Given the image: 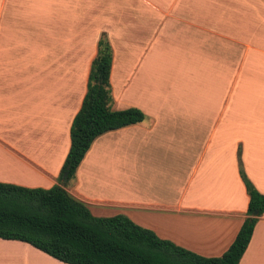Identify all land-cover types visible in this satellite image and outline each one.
I'll return each mask as SVG.
<instances>
[{"label": "crops", "instance_id": "crops-1", "mask_svg": "<svg viewBox=\"0 0 264 264\" xmlns=\"http://www.w3.org/2000/svg\"><path fill=\"white\" fill-rule=\"evenodd\" d=\"M102 33L112 49L111 108L136 107L145 119L98 136L66 190L86 205L105 204L87 197L82 172L106 141H121L104 135L135 126L128 141L137 145L138 182L157 169L167 180L138 196L132 214L152 219L160 238L221 256L246 217L239 150L264 194V156L253 155L264 121L252 120L264 117V0H0V182H58ZM66 48L75 56L65 58ZM245 91L257 106L235 102ZM0 241L19 247L25 264H66L28 243ZM239 264H264V212Z\"/></svg>", "mask_w": 264, "mask_h": 264}, {"label": "trees", "instance_id": "trees-1", "mask_svg": "<svg viewBox=\"0 0 264 264\" xmlns=\"http://www.w3.org/2000/svg\"><path fill=\"white\" fill-rule=\"evenodd\" d=\"M111 61L112 49L102 33L90 64L85 95L70 126V148L58 182L49 188L0 182V238L28 243L66 264H239L264 212V194L249 180L240 160L239 175L248 195L246 217L219 257L196 254L122 214L95 216L66 190L67 183L62 185L64 174L67 182L74 178L98 136L145 119L136 107L111 108Z\"/></svg>", "mask_w": 264, "mask_h": 264}, {"label": "rangeland", "instance_id": "rangeland-1", "mask_svg": "<svg viewBox=\"0 0 264 264\" xmlns=\"http://www.w3.org/2000/svg\"><path fill=\"white\" fill-rule=\"evenodd\" d=\"M50 37H52V34H49L48 36V45L52 46L51 43H54L55 39ZM59 44L60 41L58 42V45ZM54 45L57 44L54 43ZM52 51H55V49ZM74 51L73 49H64V57H74ZM67 66H70V64L66 65L65 67ZM33 67L37 68L39 66L33 65ZM247 89V82L241 84V90ZM234 100L235 102L241 103L243 105H245V103L248 105L250 101L251 105L257 106L258 98H249L247 96V92L245 91L244 93L240 94V96H237ZM240 112L243 113V109L241 107ZM252 120H256V122L262 120L264 121V117H256ZM120 132L121 135L112 132L104 135L105 137H111L114 139H119L120 137L121 141L117 140L116 142L113 141L112 143L107 141L106 143L104 142V148H101L98 154L94 153V156L97 157L94 159L89 169L86 166L82 172L84 182H82L81 188L84 187L86 190H89V192L86 194L88 195L87 197H93L94 195H97L98 198H96V200L99 203H105L103 205H93L89 203L86 206L93 215L107 217L122 214L129 217L130 219L132 218L133 220H131L137 225L141 227L146 226V228H149L152 227V219H146L140 213L138 215L139 220H137L136 215L132 214V211H135L134 208L136 206V199L138 196L142 197L148 190L153 194L160 192L162 187L166 185L167 177L165 176L164 170L157 169L156 171L161 175L157 176L156 178H149V181H147V179L144 177L139 183V178L136 177L137 145L128 141L132 136H134L136 132L135 126L129 127L128 129H123ZM125 139H127V141H125ZM258 147L259 150H256L253 155L255 160L257 159V161H260V158L264 156V139L262 140V144ZM220 152H222V156L231 155V152L228 149H224ZM210 154L211 153H209V155ZM217 158L219 159L220 157L219 155H216L214 149L211 159ZM239 160L241 161L242 165L241 157H238V162ZM71 186L72 182H68L67 187ZM23 259L24 257H22L19 247H14L11 246L10 243L0 241V264H25V260ZM45 262V264L57 263L49 260ZM30 263L31 262L28 264Z\"/></svg>", "mask_w": 264, "mask_h": 264}, {"label": "water", "instance_id": "water-1", "mask_svg": "<svg viewBox=\"0 0 264 264\" xmlns=\"http://www.w3.org/2000/svg\"><path fill=\"white\" fill-rule=\"evenodd\" d=\"M67 180H68V178H67V174H64L63 177H62V179H61V183H62V185H65V184L67 183ZM253 215L256 216V215H257V212L255 211V212L253 213Z\"/></svg>", "mask_w": 264, "mask_h": 264}]
</instances>
